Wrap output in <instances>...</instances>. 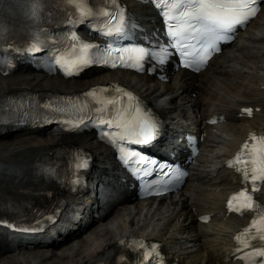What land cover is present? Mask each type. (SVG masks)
I'll return each instance as SVG.
<instances>
[{
  "label": "bare ground",
  "instance_id": "bare-ground-1",
  "mask_svg": "<svg viewBox=\"0 0 264 264\" xmlns=\"http://www.w3.org/2000/svg\"><path fill=\"white\" fill-rule=\"evenodd\" d=\"M134 9L150 12L144 5L135 4ZM263 15L264 8L241 34L242 41L230 45L229 50L215 57L199 75L185 71L173 73L168 68L164 79H156L93 69L79 80H64L36 74L31 67L22 66L14 75L0 77V102L19 92L70 95L98 86L120 85L137 93L144 105L162 118L173 120L194 115L198 129L205 132L210 129L205 120L220 111L228 125L224 133L216 134L210 141L222 145L214 158L217 164L212 160L209 163L215 165L196 169L199 184L193 190L189 186L174 197L146 201L125 196L100 219H92L84 228L59 242L35 245L28 255L17 251V246L22 244L20 241L1 237L0 264H120L118 260L137 238L142 243H158L161 250L169 252L173 264H240L234 260L232 251L236 232L232 225L234 218L224 220L216 215L215 219L221 221L213 228L217 236L208 238L214 235L208 229L212 228L211 224L207 226L197 217L217 211L221 198L234 186L232 172L223 165L227 153L235 150L247 135L264 128V78L260 75L264 73ZM16 74L18 76L13 77ZM230 94L231 100L228 99ZM249 108H257L254 117H240V110ZM20 133L32 137L5 139ZM0 139V216L16 217L18 210L29 206L26 214L41 218L61 207L62 195L76 183L50 180L45 170L51 165L65 167L71 156L78 154L93 165L94 173L103 175L106 166L113 163L110 150L97 142L93 134L52 136L45 130L3 125ZM214 151L216 149L211 150ZM178 240L184 241H180L183 244L179 248L168 246ZM68 241L70 243H66Z\"/></svg>",
  "mask_w": 264,
  "mask_h": 264
},
{
  "label": "rangeland",
  "instance_id": "rangeland-1",
  "mask_svg": "<svg viewBox=\"0 0 264 264\" xmlns=\"http://www.w3.org/2000/svg\"><path fill=\"white\" fill-rule=\"evenodd\" d=\"M26 74H30L29 72H27ZM18 75H24L23 73H18ZM17 74L15 75V76H13V77H16V76H18ZM261 75H263V73H261ZM264 76V75H263ZM0 81H2V79H0ZM31 135L30 134H28V133H20V134H17V135H13V136H11V137H8V138H5V139H9V140H17L18 138L19 139H27V138H29ZM32 137V136H31ZM0 141H1V139H0ZM107 219H109V218H107ZM106 219V220H107ZM140 226V224L138 225V226H136V228H138ZM142 226V225H141ZM136 230H138V229H136ZM83 236V235H82ZM82 236H79V237H82ZM215 236H217V235H215ZM214 236V237H215ZM78 237V238H79ZM211 236H209L208 238H210ZM66 243H70V241H68V242H66ZM66 243H64L63 245H65ZM179 246H182V244L181 245H179Z\"/></svg>",
  "mask_w": 264,
  "mask_h": 264
}]
</instances>
